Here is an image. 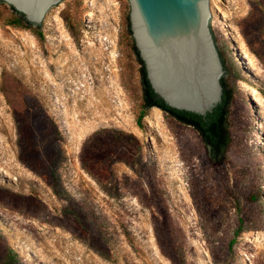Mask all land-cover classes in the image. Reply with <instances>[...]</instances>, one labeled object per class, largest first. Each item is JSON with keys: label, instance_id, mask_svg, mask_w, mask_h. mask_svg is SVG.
Here are the masks:
<instances>
[{"label": "rangeland", "instance_id": "rangeland-1", "mask_svg": "<svg viewBox=\"0 0 264 264\" xmlns=\"http://www.w3.org/2000/svg\"><path fill=\"white\" fill-rule=\"evenodd\" d=\"M233 3L216 166L170 112L138 123L130 0H69L47 28L0 0V264H264V0Z\"/></svg>", "mask_w": 264, "mask_h": 264}, {"label": "water", "instance_id": "water-1", "mask_svg": "<svg viewBox=\"0 0 264 264\" xmlns=\"http://www.w3.org/2000/svg\"><path fill=\"white\" fill-rule=\"evenodd\" d=\"M1 1L47 28L69 0ZM215 1L235 11L233 0H130L135 45L155 93L174 109L203 116L222 100L221 79L228 85V63L215 37Z\"/></svg>", "mask_w": 264, "mask_h": 264}, {"label": "trees", "instance_id": "trees-1", "mask_svg": "<svg viewBox=\"0 0 264 264\" xmlns=\"http://www.w3.org/2000/svg\"><path fill=\"white\" fill-rule=\"evenodd\" d=\"M12 8L18 13L16 17L10 20V24L14 26H21L23 23H27L29 26L35 25L29 22L22 12L16 10L13 6ZM136 53L142 63V76H143V90H144V110L140 113L138 117V123L144 116H146V111L151 107H159L175 116L179 121L193 126L201 135L205 144L210 149L211 157L216 166H220L224 162L225 150L229 142L228 135V114L231 101L233 98L232 91L229 89L226 81L222 78L221 83L223 87L222 100L206 116L184 111L177 110L168 106L162 98H160L152 88L145 68V63L140 57L139 51L134 46ZM261 193H249L248 199L250 201L259 200ZM12 257L11 255L6 256L5 263L9 264Z\"/></svg>", "mask_w": 264, "mask_h": 264}]
</instances>
